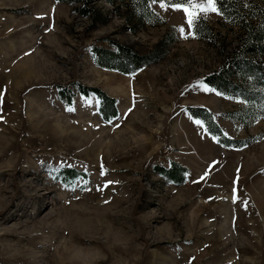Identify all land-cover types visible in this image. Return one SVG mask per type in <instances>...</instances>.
<instances>
[{
	"label": "rangeland",
	"instance_id": "obj_1",
	"mask_svg": "<svg viewBox=\"0 0 264 264\" xmlns=\"http://www.w3.org/2000/svg\"><path fill=\"white\" fill-rule=\"evenodd\" d=\"M73 7L0 0V264H264V71L228 70L238 95L198 87L236 48L234 16L210 14L184 39L183 13L158 3L136 33L103 0L92 22ZM107 38L164 55L102 68L90 48ZM78 86L115 99L116 115L104 120ZM192 110L208 112L219 143ZM170 162L182 183L156 172Z\"/></svg>",
	"mask_w": 264,
	"mask_h": 264
},
{
	"label": "trees",
	"instance_id": "obj_2",
	"mask_svg": "<svg viewBox=\"0 0 264 264\" xmlns=\"http://www.w3.org/2000/svg\"><path fill=\"white\" fill-rule=\"evenodd\" d=\"M59 2L71 3L74 5L75 12L88 18L89 22L96 19L93 13V2L95 0H56ZM112 6L113 10L118 14H122L123 18L130 23L128 28L131 32L136 33L137 28L143 21L151 22L154 18V14L150 7H148L149 0H103ZM223 15L234 16V22L239 28V35L237 37L236 48L231 51L222 62L220 68L215 72H212L202 78V81L208 86L216 89L219 92L225 94L236 93L241 94V87L239 84H232L228 79L227 71L241 73L242 66L247 70L256 69L264 71V7L256 6L252 4L248 7H243L238 4H231L225 2L223 4ZM121 9L124 10L121 13ZM228 10L232 11V14H228ZM246 14L248 17L253 18L255 23H251L247 20H243ZM157 18V17H156ZM135 20V22H132ZM104 21V19H101ZM206 35L209 34V29L205 27ZM107 41L106 46H91V55L94 63L102 68L118 70L122 73H131L138 70L142 66L160 60L164 55V50H159L158 43L154 48L150 49L147 53L142 54L133 50L131 47L115 42L112 39H105ZM253 54H258L261 58L259 64L252 61L247 57ZM247 67V68H246ZM232 69V70H231ZM231 84V87H230ZM77 91L83 95L88 92L93 93L98 98V111L104 120H108L116 115L115 99L105 95L99 89L95 87H82L78 86ZM58 94L64 96L66 103H70V95H63L61 89H58ZM192 115L199 117L208 132L214 134L217 138H220L217 133V128L210 120L208 112L202 111L199 114L194 110L190 111ZM220 140V139H219ZM223 144H229L231 141L228 139H221ZM239 143H237L238 145ZM156 172L162 176L166 181L174 184H180L184 180V167L175 162H170L166 167L156 166ZM62 174L65 176L73 177L76 172L70 168L62 169Z\"/></svg>",
	"mask_w": 264,
	"mask_h": 264
},
{
	"label": "snow or ice",
	"instance_id": "obj_3",
	"mask_svg": "<svg viewBox=\"0 0 264 264\" xmlns=\"http://www.w3.org/2000/svg\"><path fill=\"white\" fill-rule=\"evenodd\" d=\"M140 2V0H137ZM159 4V7L165 11L172 9L173 11L182 12L185 17V22L187 25V31L184 26H180L178 31L182 38L188 39L189 37L195 38L196 32L195 29L198 27L201 20L207 19L210 14L223 15V4L225 0H149L148 7H151L153 4ZM198 87L204 92H214L215 89L210 88L203 82L198 84ZM220 95L219 92L216 93ZM68 111H73L72 108H68ZM131 111V109H129ZM2 119V117H0ZM197 125L203 126L201 121L196 120ZM213 140L219 143L217 137H213ZM104 174L103 172L101 173ZM207 175V173H206ZM204 177H201L203 180ZM197 183L198 181H193ZM111 183V182H109ZM107 186V185H105ZM102 190V189H98ZM235 191V190H234ZM236 197H233V202H235Z\"/></svg>",
	"mask_w": 264,
	"mask_h": 264
}]
</instances>
